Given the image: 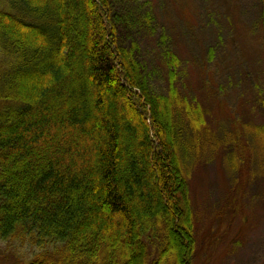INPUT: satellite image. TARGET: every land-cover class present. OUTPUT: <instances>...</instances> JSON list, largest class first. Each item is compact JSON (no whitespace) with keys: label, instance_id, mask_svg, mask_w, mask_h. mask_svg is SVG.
Here are the masks:
<instances>
[{"label":"trees","instance_id":"obj_1","mask_svg":"<svg viewBox=\"0 0 264 264\" xmlns=\"http://www.w3.org/2000/svg\"><path fill=\"white\" fill-rule=\"evenodd\" d=\"M121 31L109 0H0V240L34 248L27 264H191L182 168L219 135L180 94V58L164 51L168 93H154ZM230 122L237 196L264 126Z\"/></svg>","mask_w":264,"mask_h":264},{"label":"rangeland","instance_id":"obj_2","mask_svg":"<svg viewBox=\"0 0 264 264\" xmlns=\"http://www.w3.org/2000/svg\"><path fill=\"white\" fill-rule=\"evenodd\" d=\"M109 1L112 17L122 30V44H137L136 56L150 91L168 93L170 72L164 51L174 52L180 58L176 76L180 94L199 103L207 112L211 135H219L208 157L190 163L189 173L182 168L197 239L191 264H264V161L259 158L260 149L245 143L253 157L248 155L236 164L235 168L243 163L247 169L241 177L249 173L237 196L236 169L225 163L235 151L227 133L235 130L229 126L231 120L264 126L259 0ZM251 140L259 142L257 136ZM251 173L256 174L252 177ZM34 250L0 240V264H27Z\"/></svg>","mask_w":264,"mask_h":264}]
</instances>
